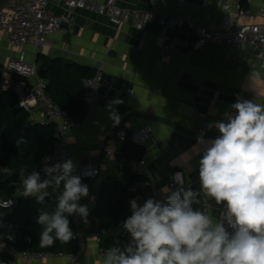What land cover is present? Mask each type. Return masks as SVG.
Wrapping results in <instances>:
<instances>
[{"label":"crops","instance_id":"crops-1","mask_svg":"<svg viewBox=\"0 0 264 264\" xmlns=\"http://www.w3.org/2000/svg\"><path fill=\"white\" fill-rule=\"evenodd\" d=\"M149 1L118 0V5L153 11L157 16L196 17L201 25L213 28L219 27L223 15L218 0H190L183 9L175 5L165 7L164 0H156L153 5ZM259 6L260 1L253 0L251 13L242 20L243 24L264 23ZM64 11L51 8L56 15ZM75 16L73 31L50 36L37 57L61 59L91 70L102 68L113 84L111 91L100 90L89 116L79 122L81 126L67 133L74 164L100 166L98 178L81 179L89 189V195L84 197L89 215L87 222L82 219L86 243L76 256H57L41 262L19 260L15 264H101L98 225L91 200L100 192L105 180L119 178L122 173L116 160L105 156L106 150L123 147L114 136L118 126H125L130 134L148 126L153 128L152 139L144 149L147 170L155 179L151 184L153 193L162 192L173 173H180L186 185L202 193L198 173L200 157L193 147L197 144L199 129H206L203 134L206 140L219 135L208 125L222 120L224 113L232 111L230 106L238 97L264 104V70L235 73L223 58L229 48L222 42L199 48L197 37L186 26L171 31L161 27L157 20L141 27L115 26L106 16L88 10H75ZM165 35H179L189 39L193 46L180 56L159 57L160 39ZM26 53L28 61L37 62L32 47H26ZM15 54L7 42L2 41L0 67ZM33 114L39 119H45L46 115L41 104L34 107ZM62 189L61 184L60 190L53 192L49 188L48 191L57 193ZM205 204L208 208L211 206L214 216L223 210L203 193L194 201V209L204 210Z\"/></svg>","mask_w":264,"mask_h":264},{"label":"clouds","instance_id":"clouds-1","mask_svg":"<svg viewBox=\"0 0 264 264\" xmlns=\"http://www.w3.org/2000/svg\"><path fill=\"white\" fill-rule=\"evenodd\" d=\"M230 108L208 125L219 135L206 140L201 133L193 146L202 193L222 206L219 215L211 206L194 209L196 193L184 187H163L164 201L147 198L141 205L132 199V215L123 224L130 239L105 249L101 264H264V104L238 97ZM43 171L44 179L35 170L24 176V196L43 203L49 188L63 189L55 209L38 216L39 244H68L74 237L68 217L87 222L89 208L78 202L89 195L88 186L74 174L71 159Z\"/></svg>","mask_w":264,"mask_h":264},{"label":"built area","instance_id":"built-area-1","mask_svg":"<svg viewBox=\"0 0 264 264\" xmlns=\"http://www.w3.org/2000/svg\"><path fill=\"white\" fill-rule=\"evenodd\" d=\"M155 1L150 0V5H153ZM188 1L190 0H164L163 5L165 7L175 5L183 9ZM259 1V14L264 19V0ZM218 5L222 9L223 15L219 19V27L213 28L212 26L201 25L196 17L186 19L183 15L173 17L161 14L157 16L153 11L122 8L118 5V0H105L104 2L95 0H0V43L2 41L7 42L10 50L16 53L15 56L13 55L8 59L5 65L0 67V84L4 89L12 90L15 93L20 106L31 113L30 121L42 124L54 123L57 126V142L52 152L44 157L40 168L36 170L40 173L41 179L45 178L43 171L45 165L51 166L67 159L74 161L67 133L80 127L81 124L47 95L48 80L39 75L37 62L27 60L26 47H32L34 55L37 57L38 52L47 45L50 36L59 32L70 34L73 31L76 22L75 10L83 9L106 16L110 23L115 26L132 24L141 27L154 20H157L164 29L171 31H177L179 27L186 26L197 37L196 46L199 48L218 42L225 44L229 51L224 54L223 58L235 73L241 74L246 70L252 72L264 70V23H242V20L251 13L253 0H218ZM52 7L62 8L65 11L61 15H56L51 12ZM206 17L209 18L210 16L206 15ZM192 46L193 43L189 39L181 38L179 35H165L160 39L159 57L180 56ZM16 77L20 79L15 80ZM82 89L84 91L83 100L88 107L87 116H89L100 90L111 91L113 84L104 74L102 68H99L93 77L83 80ZM129 93L132 94L133 92L130 91ZM38 104L43 106L46 114L45 119H39L33 114V109ZM47 116L48 118H46ZM205 132V128H200L198 134ZM153 133L151 126L133 134H130L125 126H118L114 130V136L122 146L131 141L143 149H146ZM105 156L114 158L120 169L124 167V162L121 160L122 147L114 151L106 150ZM131 169L142 180L132 185L129 192L132 194V199H136L142 205L148 198V195L143 193L142 186H152L155 181L147 170L146 153L139 160L131 163ZM27 174L20 176L14 195L5 200L8 202V206L2 208L12 209L17 205L18 200L28 198L22 194V180ZM74 174L79 175L81 179L94 180L100 174V166L99 164L75 165ZM167 186L171 190H176L179 187L191 189L196 193L194 201L202 196L198 188L190 187L183 182L180 173H173L167 182ZM59 192H49L46 199L56 201ZM98 199L99 193L91 200L94 212L97 209ZM154 199L164 201L166 194L156 192ZM78 203L86 205L87 200L83 197ZM192 206L194 208V203ZM208 209V205L205 204L204 210L208 211ZM74 222L76 226L75 239L80 248L77 253L79 255L86 243V232L81 217L74 215ZM95 222L99 225L100 221L95 218ZM0 245H2L0 252L9 255L12 258V264L19 260L41 262L62 256L51 252L19 251L16 247L1 241ZM104 251V249L100 250L101 258H103Z\"/></svg>","mask_w":264,"mask_h":264},{"label":"trees","instance_id":"trees-1","mask_svg":"<svg viewBox=\"0 0 264 264\" xmlns=\"http://www.w3.org/2000/svg\"><path fill=\"white\" fill-rule=\"evenodd\" d=\"M37 65L39 75L48 80L47 95L75 121H83L88 114V107L83 100V80L93 77L96 70L43 56L37 57ZM30 115L20 106L15 93L0 84V204L16 191L19 181L12 174L21 175V169L24 170L23 174L38 170L44 157L52 152L57 142V126L54 123L32 122ZM143 154V148L131 141L127 142L122 147L124 167L121 176L107 179L101 186L95 210V217L100 221L98 234L101 249L105 250L116 242L127 243L130 239V234L123 227L124 221L132 215L129 209L132 194L129 191L132 185L142 180L132 171L131 163L139 160ZM56 203L57 200L46 198L43 203H39L30 196L18 200L12 209L0 207V241L19 251L77 255L80 248L75 239L74 215L68 217L74 233L68 244L59 241L49 247L39 244L43 226L37 223L38 216L41 210L52 212ZM0 264H12V258L0 252Z\"/></svg>","mask_w":264,"mask_h":264},{"label":"water","instance_id":"water-1","mask_svg":"<svg viewBox=\"0 0 264 264\" xmlns=\"http://www.w3.org/2000/svg\"><path fill=\"white\" fill-rule=\"evenodd\" d=\"M48 118V116L46 117ZM20 174L19 173H13L12 174V177L18 182L19 179H20ZM142 190H143V193L148 195V198H153L154 199V193H153V188L152 186H149V185H145V186H142Z\"/></svg>","mask_w":264,"mask_h":264}]
</instances>
